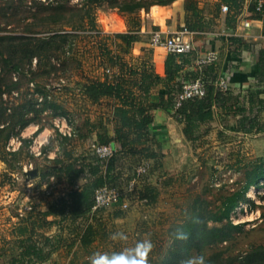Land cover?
<instances>
[{
  "label": "rangeland",
  "instance_id": "rangeland-1",
  "mask_svg": "<svg viewBox=\"0 0 264 264\" xmlns=\"http://www.w3.org/2000/svg\"><path fill=\"white\" fill-rule=\"evenodd\" d=\"M123 1L126 2L116 0L117 3ZM167 1L169 0H140L146 8L136 10V14L142 19L150 9L149 3L160 4ZM180 1L184 6L187 0ZM192 1L209 17L218 0ZM241 3L242 19L251 18L249 8L254 0H241ZM115 4L105 3L95 10L97 27L107 34L127 30L128 15L116 8ZM81 5V0H0V33L29 38L45 36V32L49 30L66 28L76 18ZM225 14L220 10L219 17L208 26L207 32L211 34L200 37L205 40L220 39V33L224 30ZM70 32L77 35L70 46L64 47L70 54L49 59L56 67L63 64L60 70L46 74L47 61H37L34 58L31 64L23 65L24 72L30 71V75H7L5 79L4 92L0 99L5 108V124H17L15 130H18L16 121L22 114L23 118H30L31 122L18 134H12L5 144V150L18 152L17 156H9L8 162L0 160V264H10V260L20 252L12 241V231L18 220L29 212L37 215L38 212L47 210L50 203L65 196L72 188L62 178L43 176L48 171L52 172L54 158L70 153L73 159H79L80 162L82 157L91 155L90 145L96 141V132L105 128L113 133L108 102L103 100L100 104H91L80 93L81 84L87 77L103 78L106 66L101 64L98 39L87 37L86 30ZM246 34L249 35L246 40L254 46L255 51L264 47L263 38H254L256 31L253 28L247 30ZM222 43L216 49L219 56L214 81L219 75L231 76L233 69L227 65L229 49ZM199 46L204 51V44ZM144 50L139 51L133 46L130 54L125 55V61L132 66H138L141 60L146 59L147 50L150 48ZM53 54L56 56L58 53L55 51ZM151 58L154 67L153 54ZM10 78L13 81L19 78L16 88L8 85ZM30 78L34 81L30 82ZM36 86L38 90L45 91L47 102H53L62 109L54 111L45 107V95L40 94ZM230 88L234 97L240 90H247L248 83L241 87L231 85ZM29 108L32 110L27 112ZM260 116L264 120V115ZM92 124L96 127L93 128ZM39 128L40 131L35 134ZM235 128L236 117L230 114L215 115L213 121L202 126L194 143L186 141L183 136V145L171 144L172 148H168L170 150L166 154L162 153V167L149 172L147 178H143L136 185L134 192L126 194L129 207L122 209L119 217L113 216L116 208L107 209L97 214V219L79 220L80 223L75 228L66 223L60 226L48 225L47 222L53 219L52 216L44 219L45 221L40 219L41 227L36 234H59L66 238V246L86 223L92 221L101 224V233L88 250L78 248L77 243L72 249L62 246L43 264H68L75 250L77 256H73L74 264H83L85 260L89 262V257L95 252L120 251L123 247L145 238H150L154 244L149 264H180L187 257L203 254L207 258L216 251L223 252L226 264H245L248 252L255 247L264 246V183L258 189H251L252 193L249 195L256 208L251 209L249 202L243 201L231 214L232 223L243 227L233 230L232 238L227 243L213 249L208 247L198 251L191 248L186 251L183 241L178 247L173 236L185 220L186 211L191 210L194 200H199L205 217L208 216L209 212H215L222 205L227 196L240 191L249 172L264 160V132L244 134L235 131ZM125 161H122L124 168L119 163L117 165L122 170V179L132 175L134 169L129 170ZM31 170L37 171L36 177L28 178L27 173ZM144 181L158 188L157 200L153 204L139 199V190ZM82 182L77 181L75 187ZM122 184L123 189L120 190H125V183ZM220 225L208 222L209 227ZM73 228L76 231L71 233ZM117 231L128 235L127 244L109 239Z\"/></svg>",
  "mask_w": 264,
  "mask_h": 264
},
{
  "label": "trees",
  "instance_id": "trees-1",
  "mask_svg": "<svg viewBox=\"0 0 264 264\" xmlns=\"http://www.w3.org/2000/svg\"><path fill=\"white\" fill-rule=\"evenodd\" d=\"M174 1L176 0L160 4L149 3L148 8L153 5H170ZM81 3L76 18L62 30H49L45 32V36L30 38L0 33V99L4 92L7 75L10 77L13 75L16 77L17 74L21 77L30 75V71L24 72L23 65L31 64L34 58L37 61H47L46 74L60 70L63 64L56 67L49 62V59L70 54V51L65 50L64 47L70 46L77 37L70 31L86 30L87 37L98 39L101 64L106 68L103 78L87 77L81 84L80 93L91 104H100L103 100L108 102L111 109L110 122L113 126V135L103 128L102 131L96 132V141L93 143H114L117 152L107 160L98 158L92 151L91 155L82 157L80 162L79 159H73L70 153L54 158L55 166L52 172L48 171L43 176L62 178L72 188L65 196L50 203L47 210L38 212L37 215L29 212L24 218L18 220L12 231L14 235L12 241L14 247H17L20 252L10 260V264H43L62 246L72 249L77 243L78 248L88 250L93 245L95 238L101 233L99 227L101 224L92 221L86 223L80 232H77L74 238L72 237V242L66 246V238L59 234L52 237L43 233L36 234L37 229L41 227L40 219L45 221L44 219L52 216L53 219L47 222L48 225L60 226L66 223L74 228L80 223L79 220L97 219V214L107 210L92 211L93 195L97 188L107 185L123 189L122 183H125L126 187L135 168L145 161H153V163L150 162V169L141 180L146 179L149 172L161 168V159L164 155L155 132V111L163 110L171 114L174 121L180 125L185 140L190 143L197 140L202 126L213 121L215 115L230 114L236 117L235 131L237 132L244 134L264 132V120L260 116L264 115V47L255 51L244 37L235 35L238 16L242 12L241 0H218L215 3L214 12L210 13L209 17L204 15L195 1L187 0L183 6L185 11L183 26L198 33L207 32L208 26L219 17L222 6H226L228 10L224 17V31L228 34L226 42L230 57L237 58L245 51L256 52L255 61L250 66L249 72L243 75V80L248 81V88L244 91L240 90L234 97L231 88L223 92L215 85L220 76H217L214 81L213 76L216 75L218 61L198 69L194 63L195 52L167 53L164 59L163 76L158 75L151 64L153 48L147 50L148 56L145 60H141L138 66H132L125 61V55L130 54L134 44L141 39L142 19L136 14V10L146 7L140 0H126L121 3H117L116 0H81ZM105 3H116L114 6L128 15L125 32L107 34L97 27L95 10ZM61 8L64 9L63 6ZM249 12L251 20L262 22L260 34L264 36V0L260 11H256V0H254ZM141 50L145 51L144 48ZM55 51L58 53L56 56L53 54ZM239 65H234L235 72L239 71ZM193 66L196 69L190 70ZM225 77L229 79L228 75ZM198 78L205 83V96L186 100L175 109V96L181 90L182 83ZM17 80L13 81V78L12 80L10 78L8 85L16 88L19 84ZM29 81L33 82L34 79L30 78ZM36 87L40 94L45 95V107L54 111L62 109L53 102H47L45 91L38 90V86ZM28 105L31 107V103ZM31 110L32 108H29L27 112ZM4 113L5 108L0 101V160L8 162V157H16L18 152L6 151L5 144L12 134H18L30 124L31 120L23 118V114L20 115L16 121L18 130H15L17 124H5ZM92 126L96 127L94 124ZM40 129H37L35 134ZM122 161L127 162L129 170L132 171L134 168L132 175H128L125 179L121 176L120 167L124 168L125 165ZM118 163L120 167H117ZM79 180L83 182L75 187ZM261 183H264V160L249 172L243 188L227 196L215 212H209L205 217L199 200H194L191 210L185 213V220L178 226L188 233V239L174 238L175 244L180 247L183 241L182 245L186 251L191 248L200 251L208 247L213 249L230 241L233 230L243 227V225L232 223L231 214L243 201L249 202L251 209L256 208L254 201L247 195V190L258 189ZM141 185L139 199L147 204L155 203L158 196L157 186L148 181H144ZM115 208L113 216H121L122 209L117 206ZM209 221L221 225L209 227ZM74 228L71 233L76 231ZM75 252L68 264H74L73 256L75 258L77 256ZM206 260L208 264H226L222 251L213 252ZM244 262L245 264H264V246L253 248L246 254ZM83 264H89V262L85 260Z\"/></svg>",
  "mask_w": 264,
  "mask_h": 264
},
{
  "label": "built area",
  "instance_id": "built-area-1",
  "mask_svg": "<svg viewBox=\"0 0 264 264\" xmlns=\"http://www.w3.org/2000/svg\"><path fill=\"white\" fill-rule=\"evenodd\" d=\"M262 4L263 0H256V11L261 10ZM227 10L228 8L226 6H222L223 12H227ZM240 15L238 16L239 19L235 30V35L242 36L247 39L246 37L248 34H246V31L252 27V20L250 18L242 19V14ZM238 31L243 32L238 33ZM199 34L202 33L190 31L185 26H181L178 30L171 34H164L161 31H153L150 35L149 44L151 48H160L166 53L182 54L195 52V66L198 69H201L204 66L217 62L219 55L217 50L213 48H210L203 52H196V46L193 42V37ZM225 35L228 36L227 33ZM258 37L264 39V36L262 35L254 38ZM106 72H109V70H106ZM215 85L219 90L223 92L229 90L231 86L229 79H227L223 75L217 78ZM205 94L206 86L203 80L198 78L192 81L183 82L181 90L175 96L174 108L176 109L180 107L186 100L202 98L205 96ZM63 134L65 133L63 132ZM90 149L98 158L102 160L111 158L117 152V147L114 143H92L90 145ZM149 169V161L142 162L140 165H138L134 170L132 178L129 180L127 186L125 187V190H120L117 187H111L107 185L97 188L93 195L92 211L100 209H112L116 206H119L121 209H127L129 207V200L127 199L126 194L135 191L136 185L149 171ZM250 190L251 189L247 190V193Z\"/></svg>",
  "mask_w": 264,
  "mask_h": 264
},
{
  "label": "crops",
  "instance_id": "crops-1",
  "mask_svg": "<svg viewBox=\"0 0 264 264\" xmlns=\"http://www.w3.org/2000/svg\"><path fill=\"white\" fill-rule=\"evenodd\" d=\"M156 9V10H155ZM185 11L183 7V2L180 0H176L170 5L162 6V5H153L150 7L149 11L145 12V16L142 17V27L140 31L141 39L139 42L134 44V47L139 51L145 48H151L149 44L150 35L153 31H161L164 34H171L178 30L184 24ZM256 34L254 37L260 36V30L262 28V22L259 20H252V27ZM211 33L204 32L202 34L196 35L193 37V42L196 48V52H203V47L199 45L204 44V51L210 48L217 49V47L225 44L227 48L226 42V33H220L221 38H201L200 35H208ZM210 39V40H209ZM225 42V43H224ZM254 47V46H253ZM229 49V48H228ZM136 51V49H135ZM255 53L256 52H243L241 56L237 58H231L228 50V66L234 67L236 64H240L239 71L235 72L234 68L231 69L232 73L229 76L230 84L233 86H243L248 83V81L243 80V75L249 72V68L252 63L255 61ZM166 52L160 48H153V61H154V69L155 72L163 76L164 75V59L166 56ZM234 64V65H232ZM226 66V67H228ZM196 69V67H191L190 70ZM226 69V68H225ZM154 126L156 127L155 132L157 134V138L159 139L162 147V153L166 154L168 148H172L171 144H179L183 145V134L181 132V127L178 125L174 119L171 117V114L167 113L163 110H157L154 112ZM113 135V133H109ZM51 217V216H50ZM52 237V236H50ZM50 260V259H48Z\"/></svg>",
  "mask_w": 264,
  "mask_h": 264
},
{
  "label": "clouds",
  "instance_id": "clouds-1",
  "mask_svg": "<svg viewBox=\"0 0 264 264\" xmlns=\"http://www.w3.org/2000/svg\"><path fill=\"white\" fill-rule=\"evenodd\" d=\"M173 236L176 240H187L188 233L178 228ZM110 240L127 244L129 237L123 231L110 235ZM154 244L150 238L136 241L131 246H125L120 251L95 252L89 257V264H149V256ZM180 264H208L203 254H197L183 259Z\"/></svg>",
  "mask_w": 264,
  "mask_h": 264
},
{
  "label": "water",
  "instance_id": "water-1",
  "mask_svg": "<svg viewBox=\"0 0 264 264\" xmlns=\"http://www.w3.org/2000/svg\"><path fill=\"white\" fill-rule=\"evenodd\" d=\"M36 175H37L36 170H31L27 173L28 178H34V177H36Z\"/></svg>",
  "mask_w": 264,
  "mask_h": 264
},
{
  "label": "bare ground",
  "instance_id": "bare-ground-1",
  "mask_svg": "<svg viewBox=\"0 0 264 264\" xmlns=\"http://www.w3.org/2000/svg\"><path fill=\"white\" fill-rule=\"evenodd\" d=\"M251 193H252V191H249L247 195L249 196V195H251Z\"/></svg>",
  "mask_w": 264,
  "mask_h": 264
}]
</instances>
